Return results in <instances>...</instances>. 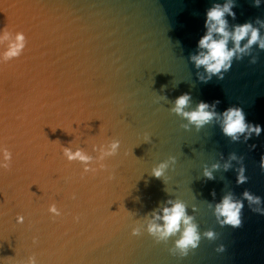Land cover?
Returning <instances> with one entry per match:
<instances>
[{"label": "water", "instance_id": "obj_1", "mask_svg": "<svg viewBox=\"0 0 264 264\" xmlns=\"http://www.w3.org/2000/svg\"><path fill=\"white\" fill-rule=\"evenodd\" d=\"M225 2L0 0V31H23L27 40L20 57L0 61V146L12 152L0 168V264H28L29 257L37 264H264V214L253 210L264 209V50L253 45L223 79L207 82L190 59L200 51L207 9ZM232 10L230 30L264 21V0L258 7L234 0ZM184 93L186 110L200 101H219L218 114L242 108L260 135L233 141L219 117L185 130L187 121L170 111ZM112 140L120 141L118 152L101 159V146ZM64 147L90 155L88 171L68 160ZM169 156L175 164L160 179L151 176ZM241 166L248 179L238 184ZM245 190L261 203L250 205ZM229 192L244 204L239 227L222 226L214 215ZM177 198L201 233L186 257L168 251L176 237L157 243L146 231L153 210ZM53 203L60 216L49 213ZM133 227L142 229L139 236ZM208 229L215 240L203 237Z\"/></svg>", "mask_w": 264, "mask_h": 264}, {"label": "clouds", "instance_id": "obj_2", "mask_svg": "<svg viewBox=\"0 0 264 264\" xmlns=\"http://www.w3.org/2000/svg\"><path fill=\"white\" fill-rule=\"evenodd\" d=\"M260 0H254V6H259ZM234 0H226L222 5L215 3L206 11L205 27L206 33L199 39L198 48L200 51L197 54L190 56L197 68L203 66L207 72V77L197 73L199 79L207 82L213 75L224 78V74L231 68L233 59H241L242 55H247L253 45L264 50V36L261 35L260 28L264 27V21L257 20L260 27H254L252 22H245L237 24L230 30L229 22L226 19V14L235 19V12L232 10ZM242 45V41H245ZM229 41L232 42V47H229ZM3 51L0 52V61L7 62L18 58L23 53L27 40L23 31L9 32L6 28L0 31V45H4ZM257 57L253 56L251 63H256ZM166 99V97H165ZM190 102V94L184 93L175 98L173 106L170 108L172 113L177 114L187 121L181 124L185 130L189 129L190 125H194L199 130L204 125L210 123L213 119L220 118V125L223 133L231 137L233 141L239 139L244 135L245 141L255 133L257 136L261 133V126L259 124H252L246 121L245 113L242 108L238 106H230L222 113H217L214 109L219 101L213 102L211 105L207 102L200 101L195 108L186 110ZM149 137L145 135L147 141ZM120 148L119 140H112L111 143L104 148L101 146V159L104 156L115 155ZM63 153L68 160H79L85 165V171H88V165L92 157L88 155L83 149L77 148L73 152L70 148L64 147ZM230 159H237L235 153L230 154ZM12 160V152L4 146H0V168H7L8 162ZM176 162L175 156H169L167 160L159 162L151 169V176L160 179L165 175L166 169ZM103 167V165H101ZM212 169L218 170L219 163H214ZM230 167L228 163L224 164V169ZM260 167L264 171V155L261 157ZM245 169L241 166L237 170V183H245L248 179L245 176ZM203 174L209 179H213V172L205 167ZM108 180L113 179V174L110 173L107 177ZM213 195L215 193L213 192ZM243 198L246 199L250 205L261 203L259 196L253 195L248 190L243 192ZM211 207V205H209ZM244 207L242 200L234 199L233 195L229 192L223 196L220 202L215 204L214 215L217 221L223 225H230L232 227H239L242 224L241 210ZM264 214V209L255 208ZM48 211L54 214V217L60 216L62 213L57 208L56 204H50ZM162 213V214H161ZM222 218V219H221ZM74 220H79V216H74ZM156 221H162L157 223ZM18 223H23V217H17ZM146 231L154 238L157 243L165 242L172 237L174 239L173 246L168 249L172 255H179L186 257L190 251L195 250L200 243L201 233L198 230V224L195 222L193 216L188 214L185 202L179 198L172 200L169 199L165 206L159 212L153 210L152 220L147 223ZM133 236H139L142 232L140 227H133ZM203 237L209 240H215L217 234L208 229L203 232ZM37 242V238L33 237V243ZM218 252L224 251V246L221 244L216 249ZM28 264H37L35 257H29Z\"/></svg>", "mask_w": 264, "mask_h": 264}]
</instances>
